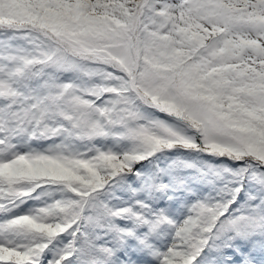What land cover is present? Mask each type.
<instances>
[{
	"label": "snow or ice",
	"instance_id": "obj_1",
	"mask_svg": "<svg viewBox=\"0 0 264 264\" xmlns=\"http://www.w3.org/2000/svg\"><path fill=\"white\" fill-rule=\"evenodd\" d=\"M0 264H264V0H0Z\"/></svg>",
	"mask_w": 264,
	"mask_h": 264
}]
</instances>
